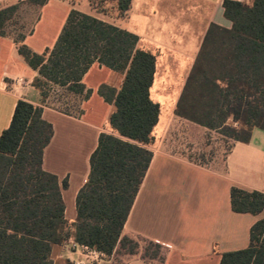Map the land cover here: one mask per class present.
Segmentation results:
<instances>
[{"label": "trees", "instance_id": "16d2710c", "mask_svg": "<svg viewBox=\"0 0 264 264\" xmlns=\"http://www.w3.org/2000/svg\"><path fill=\"white\" fill-rule=\"evenodd\" d=\"M113 3L112 16L123 17L131 0ZM45 0H25L0 9V37L11 38L28 68L32 86L43 99L51 88L85 98L81 80L92 64L123 74L118 90L98 95L112 110L108 133L91 153L89 173L75 198L76 217L64 218L61 185L42 169L44 149L53 136L42 108L18 101L10 124L0 134V264H52L51 249L69 239L121 264L139 245L122 235L134 199L149 167L152 132L159 106L149 97L155 55L138 48V38L94 16L71 9L51 49L33 53L24 44ZM230 29L210 25L175 106L177 117L248 144L252 131L264 132V0L224 1ZM234 214L257 216L264 193L229 189ZM219 264H264V219L249 231L248 247L219 254ZM142 258L162 262L160 247L146 243ZM62 264H74L63 260Z\"/></svg>", "mask_w": 264, "mask_h": 264}, {"label": "crops", "instance_id": "0c3cea01", "mask_svg": "<svg viewBox=\"0 0 264 264\" xmlns=\"http://www.w3.org/2000/svg\"><path fill=\"white\" fill-rule=\"evenodd\" d=\"M21 1L25 0H0V9ZM45 1L32 34L23 42L36 54L53 47L71 10L67 0ZM224 1L250 0H131L125 16H112L109 21L100 18L135 35L138 48L155 55L149 97L159 112L152 144L147 147L152 158L122 233L138 243L139 251L119 255L121 264H219V254L247 248L250 228L264 219V211L257 216L234 214L229 198L232 186L264 193V132L254 129L248 144L236 143L175 114L208 28L231 27L223 16ZM142 25L149 26V32L139 31ZM166 53L172 59L165 60ZM158 69L184 71L178 79L174 75L175 81L171 73L158 80ZM36 77L18 55L14 41L0 37V134L8 128L18 101L42 108L43 120L53 128L42 169L56 176L60 185L66 180L67 188L61 191L64 218L73 222L75 198L89 173V157L98 136L108 133L112 107L98 95V89L118 90L123 74L92 64L81 80L85 91H90L87 98L85 92L74 95L53 87L43 99L32 86ZM146 243L160 247L161 263L142 258ZM73 244L69 239L52 247V264L65 259L89 264L90 257ZM100 261L110 263L106 257Z\"/></svg>", "mask_w": 264, "mask_h": 264}, {"label": "rangeland", "instance_id": "374dc122", "mask_svg": "<svg viewBox=\"0 0 264 264\" xmlns=\"http://www.w3.org/2000/svg\"><path fill=\"white\" fill-rule=\"evenodd\" d=\"M48 1H57V0H48ZM70 9H75L79 12H82L84 14L87 15H91L94 16L96 18H102L106 21H109L112 19V6L113 3L110 1L104 2V0H67ZM148 28L150 29V27L148 26ZM144 27V25H142L139 28V31H143V32H149V29ZM165 36V34H163ZM168 38V37H167ZM175 40H179V38H176ZM172 59L170 57L169 53H166V58L165 60H169ZM182 65L184 66L185 63L183 62ZM166 71V72H164ZM184 70H159L158 69V75L157 78L159 80V78L161 77V75L163 74H169L171 73L173 75L172 80L175 81V79H178L180 72L182 73ZM177 73V74H176ZM176 74V75H175ZM174 75H175V79H174ZM177 76V77H176ZM61 98V97H60ZM164 109H166V107L164 106ZM229 149V146L226 144V151ZM146 247V244L144 245L143 248Z\"/></svg>", "mask_w": 264, "mask_h": 264}, {"label": "built area", "instance_id": "2783aa9c", "mask_svg": "<svg viewBox=\"0 0 264 264\" xmlns=\"http://www.w3.org/2000/svg\"><path fill=\"white\" fill-rule=\"evenodd\" d=\"M72 247L80 249L87 256H89L91 259L89 264H102V262L100 261L101 258L104 257L102 254L92 251L86 247L77 246L76 244H73ZM78 264H82V263H78Z\"/></svg>", "mask_w": 264, "mask_h": 264}]
</instances>
